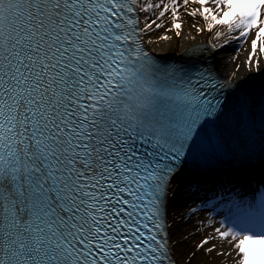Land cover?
I'll list each match as a JSON object with an SVG mask.
<instances>
[{
    "label": "snow or ice",
    "instance_id": "snow-or-ice-1",
    "mask_svg": "<svg viewBox=\"0 0 264 264\" xmlns=\"http://www.w3.org/2000/svg\"><path fill=\"white\" fill-rule=\"evenodd\" d=\"M214 3L222 17L202 7L203 19L242 28L241 36L258 27L252 51L259 42L264 53V0ZM137 5L0 0V264L171 259L166 239L157 238L166 235L161 202L172 171L162 161L183 154L194 123L186 113L198 97L158 86L133 39ZM172 6L175 20L176 0ZM153 7L161 4L139 10ZM216 232L235 241L237 264H264V202Z\"/></svg>",
    "mask_w": 264,
    "mask_h": 264
},
{
    "label": "bare ground",
    "instance_id": "bare-ground-1",
    "mask_svg": "<svg viewBox=\"0 0 264 264\" xmlns=\"http://www.w3.org/2000/svg\"><path fill=\"white\" fill-rule=\"evenodd\" d=\"M148 3H160L161 8L139 10ZM163 4L169 8L158 19ZM176 5L175 20L172 0H138L129 14L139 21L133 39L142 53H147L144 59L150 72L161 67L168 70L166 77L174 81L176 90L196 95V106L202 111L212 108L211 117L220 114L225 103L247 101L261 104L259 113L251 111L264 119V100H260L264 95V53L259 50V42L255 53L251 46L258 27L241 36L242 28L233 25L229 30L227 25L214 23L211 15L204 20L202 7L222 17L223 6L218 10L214 0H206L203 6L198 0H187L186 4L185 0H176ZM192 12L196 14L190 15ZM174 22L181 28L176 29ZM145 24H151V28L146 29ZM217 32L221 33L219 37ZM212 89L217 91L212 93ZM217 122L223 124L219 119ZM255 150L259 154L216 167H210L206 158L192 164H169L172 171L165 175L166 194L161 202L166 235L161 238L167 241L172 264H237L240 257L235 241L231 237L220 239L216 229L232 227L241 210L249 206L256 212L261 209L264 194L258 193L264 190V151ZM193 182L201 189L194 188ZM203 240L208 243L197 247Z\"/></svg>",
    "mask_w": 264,
    "mask_h": 264
},
{
    "label": "rangeland",
    "instance_id": "rangeland-1",
    "mask_svg": "<svg viewBox=\"0 0 264 264\" xmlns=\"http://www.w3.org/2000/svg\"><path fill=\"white\" fill-rule=\"evenodd\" d=\"M193 183H194V188H199V187L196 186L195 182H193ZM187 189L189 190L190 189V186H188ZM199 189H201V188H199ZM258 194L263 195L264 194V190L261 191V192H259ZM185 252H186V250H185Z\"/></svg>",
    "mask_w": 264,
    "mask_h": 264
}]
</instances>
